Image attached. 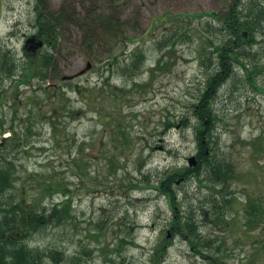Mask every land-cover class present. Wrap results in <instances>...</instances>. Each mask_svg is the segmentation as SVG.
<instances>
[{
	"label": "rangeland",
	"instance_id": "374dc122",
	"mask_svg": "<svg viewBox=\"0 0 264 264\" xmlns=\"http://www.w3.org/2000/svg\"><path fill=\"white\" fill-rule=\"evenodd\" d=\"M234 1L39 0L62 33L56 63L41 84L22 76L31 61L24 45L35 33L37 0H0V51L8 49L16 69L0 83V146L15 167L10 204L48 212L67 197L72 204L63 223L48 225L30 244L82 252L89 264L115 258L118 264H211L172 235L173 207L155 185L167 172L190 168L189 157L198 160L193 109L216 66L219 19ZM254 10L261 11L263 29L252 36L244 29L246 49L255 56L243 58L259 71L256 86L243 65L228 58L231 76L210 99L218 154L230 165L224 187L234 192L225 220L211 214V190L199 176L180 174L173 183L181 209L196 216L222 264H264V220L245 225L253 205L248 198L264 199V0ZM107 17L120 21L125 46ZM169 30L184 31L175 51L156 47ZM139 45L146 60L137 71L123 76L109 64L110 54L118 53L125 65ZM34 51L42 67L45 51ZM88 62L91 69L71 80Z\"/></svg>",
	"mask_w": 264,
	"mask_h": 264
},
{
	"label": "trees",
	"instance_id": "16d2710c",
	"mask_svg": "<svg viewBox=\"0 0 264 264\" xmlns=\"http://www.w3.org/2000/svg\"><path fill=\"white\" fill-rule=\"evenodd\" d=\"M242 2L243 0H239V2L234 1L230 4L224 18L219 19L221 23L219 22V26L216 28V31L220 34L215 47L218 54L216 66L211 67L213 68L211 69V72H213L211 78L206 83L199 103L193 109L199 123L197 127L198 131L196 132L199 147H201L198 154V165L193 168H188L186 171L184 170L183 173H178L177 171L173 173L167 172L163 174L158 184L155 185L158 190L167 196L173 207L174 215L171 220L172 235L181 236L199 256L211 261V264H222V258L219 253H210L208 248L211 245V241L201 233L200 223L196 216L193 213L183 212L181 209L176 199V191L173 183L175 182V178L180 174H183L186 178L190 177V175L199 176L202 181L206 182V187L211 190L210 202L211 205L213 204L211 214L216 215L215 217L217 218L223 216L222 220H225L226 209L224 208L226 204H231L234 199L231 197V194L234 192L226 190L224 187L227 182L226 168H230V165L226 164L218 154L219 142L218 138L214 137L213 132L215 129V114L211 108L210 99L212 93L225 84L224 82L231 76L233 64L225 63L228 61V58H232L237 63H241L246 70V79L251 85L256 86L259 71L255 67L252 69L247 67L243 58L255 56V54H252L251 51L246 49L244 41L246 42L247 39L245 40L243 31L247 29L252 36L255 35L257 30L263 29L260 28V23L258 22L261 11L257 13L254 10L258 0H249L244 6V10L239 11V5ZM45 9L47 8L40 6L39 0H37L33 23L35 27V38L34 42L28 46L31 47V49L28 48L30 51L26 50V57L31 61L23 68L22 76L29 80H32L36 76L34 81L39 80L46 83L48 74L46 69L56 63L55 54L59 44L58 42L62 38V33L55 18L53 19L52 15H49ZM209 14L212 13L209 12ZM103 21H106V25L113 30L115 37L118 34L123 35L118 41L121 45L125 46L128 37H125L124 31L122 32L121 26L119 25L120 21L112 17H107ZM178 32L181 35L184 33V31L179 30L163 32L156 40V47L163 50V47L170 46V50L175 51L176 45L179 43ZM39 42H43V46L40 48L45 52L41 53L43 54L40 59L42 67L38 68L36 62L33 60H35L34 50L38 47ZM212 43L214 42L212 41ZM118 55V53L110 54L108 61L113 68L114 64L117 65L116 70H119L123 76L137 71L146 60L144 50L140 45L133 49L125 65H122L121 61H119ZM12 57L8 49L0 51V83L10 78L11 74L16 70L11 62L13 60ZM161 57L164 58L165 55ZM161 57L157 61L158 67H160ZM170 126L172 124L167 127ZM2 131H5V129H2ZM126 133V139L130 141L131 139H129ZM11 140L9 139L6 142ZM6 152L5 147L0 146V264H89V261H85L84 258L82 259V252L68 255L62 249L51 247L43 249L39 246H34L32 243L30 244L29 240L34 238L35 234H38L48 225L63 223V212L71 215V198L67 197L59 204H54L53 207L56 206V208L50 209V212L48 210H38L31 203L17 202L16 204H10L11 194L8 190L14 185L15 167L12 165L11 159L6 156ZM113 162L114 160H111L112 165L114 164ZM248 199L253 202V205H248L247 207L249 209V216L247 217L245 225L255 226L256 222L264 220V199ZM8 205L11 206L8 207ZM56 215L60 216L58 221ZM168 247L169 243L165 241L164 243L161 242V252L165 254ZM108 261L106 264H118L116 258Z\"/></svg>",
	"mask_w": 264,
	"mask_h": 264
},
{
	"label": "water",
	"instance_id": "95a60500",
	"mask_svg": "<svg viewBox=\"0 0 264 264\" xmlns=\"http://www.w3.org/2000/svg\"><path fill=\"white\" fill-rule=\"evenodd\" d=\"M91 67V63H88V67H87V69H89ZM86 69V70H87ZM86 70H83L81 73H84ZM80 73V74H81ZM189 161H190V164L191 165H196V163H197V161H196V157L195 156H193V157H191L190 159H189Z\"/></svg>",
	"mask_w": 264,
	"mask_h": 264
}]
</instances>
